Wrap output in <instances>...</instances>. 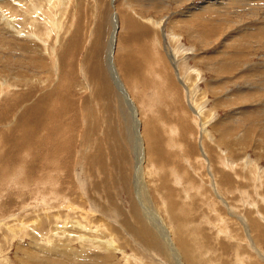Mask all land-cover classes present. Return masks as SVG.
Here are the masks:
<instances>
[{"label":"rangeland","instance_id":"1","mask_svg":"<svg viewBox=\"0 0 264 264\" xmlns=\"http://www.w3.org/2000/svg\"><path fill=\"white\" fill-rule=\"evenodd\" d=\"M112 1L113 0H70V2L68 1L64 3V6H62L61 12H59L58 16V21L60 22L61 28H57V30H55L57 32L56 33L54 30L43 27L44 22L48 18L47 11H41L40 14H33L35 16H31L30 12H32V10L23 9L26 14H23V12H21L22 10H20L18 12H15L17 14L14 15L12 13L13 7L10 6L8 0H0L2 8L0 10V41L3 40V37L7 36L6 42L8 43L6 46L4 45V47L0 45V77L5 80V86L8 87V89L6 88V90H13L7 95H9V97H13V95L15 94L18 95V92V96H20L21 98L24 93L26 94V92H28L27 90H29V87L32 90L37 89L35 86H37V84L39 85L42 79L44 81L40 84V89H42L41 91L46 90L45 92H43V94L53 90V85L57 80V75L59 74L62 79L63 74H60V69L59 71L55 70L53 57L50 53L52 47L56 49V55L58 59L61 61L62 59L66 61L65 67H70V69L67 70L64 75L68 76L69 74H74V76L77 77L78 80L77 85H75L72 89L62 92L63 96H68L65 98H69V100L62 99L64 100L63 103L58 104L56 108V113H59L61 110L65 111L66 115H70V113H72L71 117L75 116L73 120L69 121L70 116L67 118H63L62 120H60L58 117H55L54 121L48 120L50 122L53 121L52 125L49 124L50 122H48L45 123V125L38 131L32 130L34 136L29 139L25 137L27 128L23 127V130L21 129V123L25 122L23 120L24 116L22 114L26 108L30 107L33 104V102H29L27 104L24 103L25 106L19 111L18 114L16 113L15 115V112L14 114L11 112V118H9L8 121H10V119L14 121L11 124L12 126L10 125L9 127H7L8 125L2 124L0 122L1 165L4 162V159H8L10 157L9 159L11 160L12 158H14L15 152H20L19 154L23 156H21V160L26 159V156H28L29 158L24 160L25 162L23 161V167L26 163V170L24 168L25 171L23 172L26 173H22L21 175L26 178V181H29L27 182L28 186L26 185V181H24L21 176L20 178H15L14 182H10V180L12 179L9 175L5 176L4 179H0V215L2 216L3 214L14 209L20 210L22 207H24V204L34 205L36 204L35 200L38 201L40 197H43L48 204V206H43V208L53 209V212H55L58 209L57 207L64 208V205L62 204L67 205L66 200L60 202L57 199H53V196L51 195L55 193L64 195V198H68L67 201H70L69 203H71L72 200L75 205H83L82 201L78 199V196H80L81 198V193L83 190L77 191L79 183L76 182L78 180H75L76 178L74 177L75 175H81L84 177L87 183L91 184V187H88L89 184L84 185V191L86 190L89 195H96V186H99L100 192L103 193V200L106 202L107 199L110 206H113L114 199V201L117 203L116 207L120 206V209L122 208L126 212L128 217L131 219V222L136 227L140 224L138 222V219H140V213L142 214L145 211L142 208V205H140L139 203V196L141 195L140 190L142 191L141 196L144 199L147 198L146 201L148 203L146 204L148 206H151V210L153 213L149 215L147 225L151 230L157 233V238L161 241V243L158 242L157 245L161 254L163 255V262L160 264L178 263L175 260V256L171 255L172 253L168 254V250L165 248L166 241L163 240L164 236L159 233V231H163L164 234V229L170 230V233H172V237H169V241L172 240L175 236V238L180 239L181 243L188 244V247L191 249L193 254L199 259L200 264H253L255 260L256 262L259 261V264H261L262 262L261 260H259V258H257L258 256L257 254H255V251L251 249L249 245H247L246 241H248L249 237L247 236V229L245 228V225L242 223V221H240L239 218L236 219L231 216L232 214L229 213V206L235 207V209L239 213L243 214H245V208H251L250 210H253V206H250L249 203H245L243 201L246 197L245 200H249L253 203L257 202L261 208L260 212L264 214V202L262 201L264 199L262 198V194L264 193V26H261V23L262 25H264V12H262L264 11V3L256 6L257 8H255V10L231 7L234 6V4L228 5L227 9L229 8V10L227 13H225L226 16L223 18L225 20L222 19L221 21H216V18L214 16L216 14H212V12L215 11L210 10V12L208 13L209 10H202V6L206 5V0H118L117 5L119 11H121L124 16L127 14L128 17L130 16L129 18H135L142 24H145L146 26L148 25V28L149 24H147V22L150 20L155 22L163 21L165 35H168L171 32L175 34L177 33L181 38L179 41L181 42V45H183L185 48H190V50L184 52L187 54V57L185 56L183 58L184 60H186L184 64L185 67L189 66L191 67L190 69H198L197 71L193 72L190 70V72L188 73L190 74V80L188 81L184 79V81H187V83L185 82V84L188 85L189 88L185 87L184 81H181L178 78L179 76H177L178 72L176 69H178V63H176L174 59H171L167 53L168 51L164 49L165 46H169L171 44L173 45L174 42H172L173 40L171 39H169V42L168 37L167 39L161 38L162 40H160L159 42L158 38H160L161 36L163 37V32L161 29H158L154 23L151 24V27L153 28H149V32L151 31V33H145L144 39L136 40L127 38L125 34L126 31L121 32L122 35L120 33L119 44L121 47H123V49L122 51L120 50L117 54L118 62L123 56H125L124 47H126L129 51V55L132 61L137 58L141 62H144L142 63L144 67L146 63L143 55V48H145L148 50L149 54H153V58H157L160 60L162 65L166 67V70L168 67V72L166 74L167 78L164 85L157 77V75L160 73V69L158 68L159 64L153 67V73H148L149 76H153V81L147 83L150 85H145L144 83H135L137 85L136 86L135 84H133L132 79L129 78L130 75L126 70V79L128 80L127 84L122 70H120V72L118 71L119 76L121 75L123 77L120 80L123 85H125V90L129 94L131 93L132 95H134V99L136 100L135 102H137L138 105L142 104L139 106L141 119H143L145 113L147 114V116H150L153 113V119H155L153 121V125L155 126V124L162 119L165 113L164 116L166 118L168 117V121L165 120L167 122V128L165 127L166 132L169 131L170 126L171 128L175 127L176 131L174 132V134L178 135H174V137H181L178 145L179 148L176 149L180 151L175 152L173 155L167 154V159L159 158V156L156 155L154 159L152 157L147 159L145 164L143 162V165L139 163L141 164L140 166H142L141 171L138 170V160H140V155L138 154V149H136L138 145L137 141L134 139V143L132 144L131 140H129L132 139V134L129 138V132L131 133L132 131L134 116L127 108V106L125 104H122L119 107L120 103L117 104L118 99L116 98V95H112V97L107 96L108 101L103 98L104 96H97L99 99L94 104L92 102H87L85 104L82 101L84 97H86V93L88 94V92L90 93V91L88 90V88L87 92L85 90L82 91V89H80L81 85L79 81L84 82V79L86 78L89 82L93 83L92 81L95 80V78L93 74L90 73L89 68L95 74H100L101 70L99 66L103 69L104 64L106 65V51L109 42L108 38H110V34L113 30V21H111V15L113 12ZM44 6L45 8H48L47 3L44 4ZM193 7H197L195 11L198 12L191 13L189 9ZM48 9L57 11V8H54L53 6H50ZM189 14L192 16H190ZM239 14H242L243 16ZM57 15L58 14H56V17ZM17 16H19L20 18ZM41 17H43V19ZM32 18H34L36 21L31 20ZM37 20L40 22H38ZM212 20H215L216 22ZM34 21L36 23H34ZM11 25L15 26L16 29L14 31L11 30L8 32L5 29H2L5 27H10ZM218 25L220 28L218 27ZM214 26L215 28L213 29ZM240 26L242 27V29H240ZM17 29L22 31L20 32ZM258 30L260 32H258ZM1 31H3V34H1ZM252 32H254V34ZM21 33H23V35H19ZM27 33H31V35H34L31 37L35 39L36 43L34 41H31L29 37H25V34L28 35ZM49 34L52 36H50ZM248 35H250V37ZM155 39L157 40L156 43H154ZM97 41L101 42L100 48L97 44ZM95 46L96 50L94 48ZM8 47L11 49H9ZM15 48L16 50L14 51ZM191 48H193L196 54H194V51H192ZM169 49L171 53L174 51V49L170 48V46ZM24 50L28 51L25 52ZM92 50L94 53L91 55L87 62V56L90 55ZM218 50L219 52H217ZM11 52L14 53L15 57L11 55ZM27 54L33 60V62H30ZM196 55H198V57H196ZM101 57H104L105 60L103 58L101 61ZM99 60L100 64L98 62ZM182 62L184 61H181V63ZM171 63H173V65H171ZM227 63L229 67L228 65H226ZM224 64L226 65V67ZM214 65L217 68H220L218 71L220 73L217 74V72H215ZM37 66H39V68H37ZM174 66L176 69L174 68ZM121 69L124 70V68L122 67ZM199 76H201V80L197 78ZM72 77L73 76H71V78ZM216 78H218V80H216ZM222 78L225 82H223ZM26 79H29V82H27L28 84L25 83ZM110 79L115 90L119 92V89L113 82L111 76ZM1 80L2 79H0V81ZM52 80L53 83H51ZM214 81H217V84H213ZM218 81H220V83ZM196 84L197 87L195 88ZM65 86L66 84L63 87ZM2 87L3 86L0 85V90ZM72 90L75 91V96L72 99L75 100V105L79 108V110L77 111L76 107H73L70 103L71 97H69V95ZM153 90L156 91V96ZM79 92H82V94H80ZM150 94H154L153 97H151ZM189 95L193 98V104L195 106H200L203 108L201 117L197 116V114L190 106L189 102L191 100L189 98ZM16 97L17 96H15V98ZM114 97L116 98V100H114ZM10 100L8 99V101H5L6 104L2 103V105L0 104V106L4 108L11 102L13 103V101L10 102ZM112 100L116 101L113 105ZM110 101L111 104L108 103ZM106 103L109 104L110 107ZM20 105L21 103H18L13 108ZM2 107H0V112L3 110ZM93 113L97 114V117ZM96 119L101 121V126L99 128H96L95 126ZM102 119H105L104 123ZM202 120L206 122V129L208 130V133L202 134L201 128L199 127ZM55 121L57 125L55 124ZM217 122L221 124L217 126L215 124ZM46 124L49 125L46 126ZM91 124L94 125L95 129L92 128L87 130V127L91 126ZM14 126L15 129H13ZM181 127L183 128V132L181 131ZM45 128L46 130H44ZM41 130L43 133L41 132ZM50 130L53 134L49 132ZM56 130L59 131V134ZM98 130L99 132L95 134V132ZM118 130H120L119 133H117ZM47 131L48 134H46ZM113 131H115V133ZM179 131L181 132L179 133ZM12 133L14 135L11 136ZM49 133H51L52 135ZM55 134L57 135V137L55 136ZM70 134L73 139L70 150V158L72 157V154H74V161L73 163L71 162V164L68 165L70 170L67 173L72 174L73 178H70L69 182H71V184H67V176H65L66 173L63 171L65 175H62L60 172V158L56 157V149H58L59 143L55 144V142L60 140L61 142L65 143L67 138H71V136L68 137V135ZM188 134L191 136H188ZM49 135H51L52 137H49ZM109 135L113 136V138ZM144 135L149 140L148 136H150V134L147 131H145ZM167 135L170 134L168 133ZM7 136H9V138H7ZM21 136L23 140L20 139ZM40 136L45 137L41 138ZM53 136L55 137V139ZM207 137L212 138V140H209ZM24 138L26 140H24ZM187 138H191L190 142H186ZM31 140L32 142L34 141L35 145H37L35 148V145L30 142ZM43 140L45 142H42ZM112 140L120 141L119 148L117 147L116 149L117 156L122 160L119 161L120 163L115 162L114 157H107L104 159L105 161L101 160L100 158H98V160L93 159L92 161H90L85 157V152L84 155L81 152V147L84 148L85 151H87L86 154L88 155L93 151V148L95 149L98 146H101V148H103L106 145L105 151H107L108 154V152H110L109 146L113 144ZM122 140H124V142ZM18 142L19 144L17 145ZM202 142L207 153L208 161L203 158V152L201 149ZM186 143H188L189 145H187ZM15 146L17 148H15ZM29 146L32 147L30 148ZM66 146L67 145L61 146L60 149L65 150V154L67 155ZM166 147L169 149L172 148L168 143ZM9 149L10 151H8ZM111 149H113V147ZM3 151L7 152L3 153ZM30 151H32V154L30 153ZM41 152H44L45 155L42 156V154L44 153ZM9 153L12 155H10ZM29 155L32 156V158ZM152 155L153 154H150V156ZM1 156L5 157L2 158ZM40 156L42 157L40 158ZM218 156L220 158H227L228 161L232 162V164L236 166V170L224 168V165H219L217 163ZM38 157L39 160L37 159ZM16 158H14V161L15 163H18V159L20 157L16 156ZM34 159H37L38 161ZM50 161L51 163H49ZM246 161L249 162L248 165ZM82 163L84 164V166ZM30 164L32 166L34 165V168L40 169L37 170L33 177L29 178L27 171L29 168H31ZM42 165H44V167ZM90 165V169L93 171V173L89 171ZM81 166H83L82 169ZM189 166H194L195 169L189 168ZM208 167H210L212 170L208 171ZM221 168L226 170L224 174H222ZM51 169L53 170V172L51 171ZM15 170L16 168L11 171L10 174H12ZM194 171H197V173L195 172L194 174ZM226 172H228L229 176H231L229 179L224 177V175L226 176ZM48 173H50V175H48ZM260 175H262V177H260ZM50 176H52V180H50ZM35 177H37V179L39 180H37ZM32 178L35 180L30 182L31 180H33ZM213 179H215V181L218 180L219 187L218 185L215 186ZM16 182L17 184H19L17 185ZM50 182L52 183V185L50 184ZM54 182L56 184H54ZM103 182H106L107 185ZM258 182H261L260 184L263 189L258 187ZM143 184H145V186H143ZM38 185L41 189L38 187ZM73 185L75 186V189L72 187ZM42 186H48L47 190H42ZM13 187L15 188L13 189ZM144 187H146V194L142 189ZM34 189H36V192L34 191ZM148 189L150 192L147 191ZM217 190L219 191V194L216 192ZM38 192H41V194H39ZM79 192L81 193L79 194ZM212 201H216V203L218 204L212 206ZM97 202L99 206L102 205L99 203V199ZM35 206L40 207L39 204H36ZM81 207L90 209V205L88 202L85 206ZM135 208H137L139 211L135 210ZM34 210L35 209L29 210L33 212H31L30 215H25L27 218L23 216L21 223L22 227H15L17 234L14 233L15 230L12 232L5 230V228H0V264H34L36 261L45 264L47 260L51 259L52 261L56 262V264H59L60 262L58 261L63 259L60 256L51 255L50 252H48V254L45 252H41L40 255L36 252V250L38 249H43L41 248V245L48 244L46 241H44V237H46V234L44 235V233H51V231L49 230L51 229L53 223L50 224L49 222H45L44 225L40 226L43 227V229L41 230L38 227L39 225H37L39 222L37 217L40 214H43L42 211L44 210H40L41 212L37 210L39 213L37 211L34 212ZM90 211L91 214L93 213V220H106L105 217L98 214V212H95V210L90 209ZM202 215L204 218L202 217ZM222 217H224L227 221L226 224L228 223V228H226V226L222 224L225 223V220ZM1 219L2 218L0 217V220ZM43 220H45V217L43 218ZM108 220L107 222L109 224L108 227H110L109 229L115 226L117 228L119 227L116 222ZM59 221V224L62 225L54 223L55 225H57H53L54 228L64 226L63 224H65V221ZM216 221L218 223H216ZM25 222L28 224H26ZM196 223H198L199 225H196ZM93 225L98 224L94 223ZM147 225L145 226L147 227ZM154 225L159 228L156 229ZM36 229L39 231L41 230L44 233L40 235L39 232L36 231ZM221 229H223L224 233L219 237L221 238L220 242L216 239V237L217 230L221 231ZM32 230L35 232H33ZM230 231H232L233 233H230ZM113 232L116 233L115 231ZM33 233H35L36 235H34ZM121 233H119L118 236L115 237L118 238L120 242L128 246L127 253L137 259L136 264H152L154 262L152 260V257L146 256L145 252L142 251L140 247H137L139 248L138 250H136V248H133L132 244L126 239V237H128L129 239V236L127 234ZM228 233L231 234L234 239L229 238ZM254 233L256 232L254 231ZM109 235L110 233L108 231L105 234V240L108 239ZM20 236L22 237L20 238ZM58 236L60 237V235ZM58 236L54 237L53 241L49 242V244L45 247L49 249L51 245L64 241V235H62V239H59ZM165 238H167L166 235ZM242 238L243 241L240 240ZM261 238L264 239V236L261 235ZM232 239L233 242L231 241ZM235 240L240 241L236 242V244L241 243V245L243 246H240L239 244L234 245ZM229 241L231 242V244H229ZM72 243V245L77 247L78 249L83 248L78 241H74ZM230 245L238 246L239 248ZM32 253H35L39 256L38 260L33 259L34 256ZM237 253L239 254V257L236 256ZM119 254L120 253H118V255ZM152 254L156 259L158 258V254H155V252H153ZM178 258L180 259V263L178 264H186L187 260H184V257ZM80 259L88 260L85 257ZM66 260L69 261V259L67 258ZM70 261H73V263L75 262L74 264H77V261L75 259H71ZM121 262L125 263L123 257L121 258Z\"/></svg>","mask_w":264,"mask_h":264},{"label":"bare ground","instance_id":"2","mask_svg":"<svg viewBox=\"0 0 264 264\" xmlns=\"http://www.w3.org/2000/svg\"><path fill=\"white\" fill-rule=\"evenodd\" d=\"M70 2V0H8L10 6L13 7V11L12 13L14 15H16L17 13L15 12H18L20 10H22L21 12H23V14L26 12L24 10H32V12H29L31 13V16L33 14H40L41 11H47L48 12V20L46 19V23L44 22L43 24V27H47V29H50V30H57V28H61L60 26V22L58 21V16H59V12H61V8L62 6H64V3L66 2ZM155 1V0H154ZM23 2V3H22ZM73 2V1H72ZM117 2L118 0H113L112 1V8H113V12H112V15H111V21H113V30L110 34V38H108L109 42H108V46H107V51H106V65L104 64V67L103 69L99 66L100 70H101V73L100 74H95L90 68H89V71L90 73L93 74L95 80H93L91 82H89L86 78L84 79V82L83 81H79L80 83V89L85 90L87 92V88L88 90L90 91V93L88 92V94L86 93V97H84V99L82 100L83 103H96V101L99 99L98 97H103L105 100L108 99V97H112V95H116V98L118 99L117 100V104H119V107L120 105L122 104H125L127 106V108L130 110V112L132 113V115L134 116V123H133V126H132V131L131 133L129 132V138L131 137V134H132V139H129L131 140V143L133 144L134 143V139L137 141V148L138 149V154L140 155V160H138V164L141 163L143 165V162L145 164V162L147 161V159L149 158H155L156 155L159 156V158H164V159H167V154H171L173 155L175 152H178L180 150H176L179 145V141H180V138L176 137L177 135L174 134V132L176 131L175 130V127L174 128H171V126L169 127V131L166 132V129L165 127L167 128V122L165 120H167V118L163 115L162 119L160 121H158L155 126L153 125V121L155 119H153V113L150 115V116H147V114L145 113L143 119H141V116H140V111H139V106L142 105H138L137 102H135L136 100L134 99V95H132L131 93L129 94L126 90H125V85H123V83L121 82V78H123L121 75L119 76V72L120 70H122V73L125 77V80H126V83H127V72L126 70L128 71V74L130 75L129 78L132 79V82L133 84L135 83H144L145 85H150V84H147L149 82H152L153 81V76H149L148 73L152 72L153 73V67H155V65L158 66V68L160 69V73L157 75V77L159 78L160 82L164 85L165 81H166V78H167V70H168V67H167V70H166V67L162 65V63L160 62L159 59L157 58H153V54H149L148 50L143 48V55H144V60H145V63H146V67L142 65V63L144 62H141L139 59H135L132 61V59L130 58V55H129V51L126 47H124V50H125V56H123L119 62L117 61V54L119 53V51L123 49V47L120 46L119 44V35L121 32L123 31H126V36L127 38H131V39H136V40H140V39H144L145 38V33H148L149 32V28L151 27V24H155L157 26L158 29H161L162 32H163V37L161 36L160 38H158L159 42L160 40L162 39H167L168 37V40L171 39L173 40L172 42H174V44L172 45H169L170 48L174 49V51L171 53L170 52V49H169V46H165L164 49L166 51H168V55L171 59H174V61H176V63H178V66L176 69L175 66L174 68L177 70L178 72V75L179 76L178 78L181 80V81H184V79L186 80H190L189 76L190 74H188L190 72V70L193 72V71H197L198 69H190L191 67L187 66L185 67V62L186 60H184L183 58L186 56L187 57V54L184 53V52H187V50H190V48H185L183 45H181V42L180 41V36L176 33H169L168 35H165L164 33V28H163V21H148L147 24H149V28H148V25L146 26L145 24H142L141 22L137 21L135 18H129L128 15L126 14L124 16V14L121 13V11H119V8H118V5H117ZM48 5V8L50 6H53L54 8H57V11L53 10V9H48V8H45L44 4ZM239 3V4H238ZM264 3V0H206V5L202 6V10L203 9H207L209 10L208 13L211 11H215V12H212L215 13L216 15L215 18H216V21H221L228 12L229 8L227 9V6L228 5H231V4H234V6H231V7H237V8H247V9H252V10H255V8H257L256 6L260 5V4H263ZM70 4V3H69ZM75 4V3H74ZM73 5V4H72ZM193 6V5H192ZM68 7V6H67ZM65 7V8H67ZM230 7V6H229ZM64 8V9H65ZM197 7H193V8H190L189 10L191 11V13H194V12H198V11H195ZM1 4H0V10H1ZM24 9V10H23ZM60 9V10H59ZM231 9V8H230ZM201 10V9H200ZM232 10V9H231ZM230 10V11H231ZM264 10V9H263ZM63 11V10H62ZM67 12V11H66ZM261 12V11H260ZM264 12V11H262ZM29 13V14H30ZM238 13V12H237ZM245 13V12H244ZM20 14V13H19ZM44 14V13H43ZM42 14V15H43ZM56 14L57 17H56ZM200 14V13H199ZM251 14V13H250ZM190 15V14H189ZM195 15V14H194ZM193 15V17H194ZM239 15H242V14H239ZM12 16V15H11ZM21 16V15H20ZM35 16V15H33ZM44 16V15H43ZM192 16V15H190ZM243 16V15H242ZM19 17V16H17ZM37 17V16H36ZM45 17V16H44ZM47 17V15H46ZM165 17V16H164ZM229 17V16H228ZM241 17V16H240ZM2 18V17H1ZM12 18V17H11ZM10 18V19H11ZM20 18V17H19ZM24 18V17H23ZM21 18V19H23ZM43 19V17H41ZM200 18V17H199ZM242 18V17H241ZM261 18V17H260ZM4 19V18H3ZM2 19V20H3ZM7 19V18H6ZM9 19V20H10ZM15 19V18H14ZM13 19V20H14ZM18 19V18H17ZM152 19V18H151ZM191 19V18H190ZM256 19V18H255ZM254 19V21H255ZM258 19V18H257ZM26 20V18H25ZM31 20H35L34 18H32ZM155 20V19H153ZM225 20V19H223ZM36 21V20H35ZM34 21V23H36ZM38 21V20H37ZM212 21H215V20H212ZM215 21V22H216ZM234 21V20H233ZM242 21V20H240ZM251 21V20H250ZM253 21V22H254ZM264 21V20H263ZM262 21V22H263ZM14 22V21H12ZM33 22V21H32ZM40 22V21H38ZM37 22V23H38ZM77 22V21H75ZM196 22V21H195ZM236 22V21H235ZM245 22V21H244ZM257 22V21H256ZM33 23V24H34ZM62 23V21H61ZM103 23V22H102ZM249 23V22H248ZM17 24V23H16ZM217 24V23H215ZM214 24V25H215ZM219 24V23H218ZM224 24V23H223ZM227 24V23H226ZM240 24V23H239ZM246 24V23H245ZM38 25V24H37ZM222 25V24H221ZM242 25H243V22H242ZM241 25V26H242ZM254 25V24H253ZM252 25V26H253ZM240 26V27H241ZM261 26L263 27L264 25H262L261 23ZM260 26V27H261ZM18 27V26H16ZM20 27V25H19ZM194 27V26H193ZM219 27V25H218ZM239 27V28H240ZM153 28V27H151ZM195 28V27H194ZM215 28V26L213 27V29ZM220 28V27H219ZM245 28V27H243ZM258 28H259V25H258ZM2 29H5L6 31H11V30H15V26L14 25H11L10 27H5V28H2ZM21 29V28H20ZM42 29V28H41ZM71 29V28H70ZM104 29V28H103ZM238 29V28H237ZM242 29V27L240 28ZM261 29V28H260ZM264 29V27H263ZM19 30V29H17ZM151 30V29H150ZM262 30V29H261ZM20 32L22 30H19ZM160 31V30H159ZM235 31V30H234ZM232 31V32H234ZM244 31V30H243ZM56 32V31H55ZM61 32V31H60ZM101 32V31H100ZM99 32V33H100ZM196 32V31H195ZM212 32V31H211ZM210 32V33H211ZM214 32V31H213ZM239 32V31H238ZM255 32V31H254ZM254 32H252L254 34ZM258 32H260L258 30ZM264 32V31H263ZM262 32V33H263ZM5 33V31H4ZM16 33V32H15ZM18 33V32H17ZM33 33V32H31ZM28 34L26 35L25 34V37H29L31 39V41H34L35 42V39L32 38L31 36H34V35H31ZM57 33V32H56ZM102 33V32H101ZM151 33V31L149 32ZM197 33V32H196ZM209 33V34H210ZM257 33V32H256ZM255 33V34H256ZM1 34H3V31H1ZM59 34V33H58ZM251 34V33H250ZM19 35H23V33L19 34ZM50 35V34H49ZM122 35V33H121ZM161 35V34H160ZM173 35V36H172ZM237 35V34H236ZM239 35V34H238ZM261 35V34H260ZM52 36V35H50ZM104 36V35H103ZM250 37V35H248ZM252 36V35H251ZM6 38L7 36L3 37V40L0 41L2 45V47H4V45L6 46L8 43L6 42ZM162 38V39H161ZM100 39V38H98ZM254 39V38H253ZM102 40V39H101ZM204 40V39H203ZM258 40V39H257ZM79 41V40H78ZM96 41V40H95ZM131 41V40H130ZM156 39H155V42L156 43ZM164 41V40H163ZM251 41V40H250ZM256 41V40H254ZM253 41V42H254ZM263 41V40H261ZM90 42V41H89ZM170 42V40H169ZM168 42V43H169ZM178 42V44H177ZM228 42V41H227ZM258 42V41H257ZM264 42V41H263ZM36 43V42H35ZM44 43V42H43ZM153 43V44H154ZM163 43V42H162ZM207 43V42H206ZM225 43V42H223ZM244 43V42H243ZM46 44V43H45ZM49 44V43H48ZM97 44L99 46V48L101 47V42H98L97 41ZM258 44V43H256ZM263 44V43H261ZM164 45V44H163ZM229 45V43H228ZM227 45V46H228ZM235 45V44H234ZM254 45V44H253ZM260 45V44H259ZM35 46V45H34ZM161 46V45H160ZM262 46V45H261ZM156 47V45H155ZM193 47V46H192ZM259 47V46H258ZM263 47V46H262ZM9 48V47H8ZM27 48H31V47H27ZM95 50H96V46L94 47ZM98 48V49H99ZM228 48V47H227ZM11 49V48H9ZM26 49V48H25ZM51 55L53 57V61H54V67H55V70L56 71H59L60 69V74H63V78L61 79L60 75L58 74L57 75V80L55 81L54 85H53V90L48 92V93H44L46 90H43L41 91L42 89H40V84L43 83V79L42 81H40L39 85L37 84V86H35L37 89L35 90H32L29 86V90H27L28 92H26V94L24 93V95L21 96H18L19 93L17 92L18 95H13V97H9V94L11 91L13 90H6V88L8 89V87L5 86V80H3L2 77H0V79H2L0 81V85L3 86L0 90V104L2 105V103H5V101H8V99L11 101H13V103L9 102L10 104L9 105H6L3 110L0 112V122L2 124H5V125H8L7 127H9L14 121H12L9 118H11V112L14 114L15 112V115L16 113L18 114L19 111L25 106L24 103H29V102H33V104L26 108L23 112V116H24V121L25 122H22L21 123V129L23 130V127L24 128H27V133L25 134V137L27 138H31L34 136L33 134V131H38L39 129H41V127H43L45 125V123H48L50 121L48 120H53L55 119V117H58L60 120H62L63 118H67L70 116V120H73L74 117H71V114L70 115H66V112L65 111H60L59 113H56V108L58 106V104L60 103H63L64 100L62 99H65V100H69V98H65V97H68V96H63L62 92L63 91H67V90H70L72 89L75 85H77L78 83V80H77V77L74 76V74H69L68 76H65L64 73L70 69V67L66 68L65 67V64H66V61L62 59L59 60L57 55H56V49L54 47L51 48ZM89 49V48H88ZM163 49V48H162ZM192 51L193 48H191ZM16 50V48L14 49V51ZM46 50V49H45ZM157 50V48H156ZM196 50V49H195ZM264 50V49H263ZM11 51V50H9ZM25 51V50H24ZM28 51V50H26ZM25 51V52H26ZM224 51V50H223ZM17 52V51H16ZM219 52V50L217 51ZM19 53V52H18ZM93 50L92 52L90 53V55L87 56V59L86 61L88 62L89 58L91 57V55L93 54ZM224 53V52H223ZM194 54H196V52L194 51ZM11 55L13 57H15L14 53L11 52ZM121 55V54H120ZM167 55V56H168ZM181 55V56H180ZM224 55V54H223ZM25 56V55H24ZM23 56V58H24ZM28 56V59L30 60V62H33V60L29 57V55L27 54ZM63 56V55H62ZM68 56V55H67ZM179 56V57H178ZM120 57V56H119ZM196 57H198V55H196ZM201 57V56H200ZM104 57H101V61ZM169 58V59H170ZM170 59V60H171ZM208 59V58H207ZM222 59V58H221ZM105 60V58H104ZM142 60V58H141ZM173 61V62H174ZM181 61H184L181 63ZM99 64H100V60L98 61ZM221 62V61H220ZM84 63H85V60H84ZM175 63V64H176ZM181 63V65H180ZM214 64V63H213ZM219 64V63H217ZM36 65V64H35ZM170 65V64H169ZM171 65H173V63H171ZM225 65V64H224ZM228 65V63L226 64ZM225 65V67H226ZM215 66V65H214ZM213 66V67H214ZM221 66V64H220ZM223 66V65H222ZM239 66V65H238ZM124 68L123 69H121ZM180 67V68H179ZM224 67V66H223ZM229 67V65H228ZM37 68H39V66H37ZM96 68V67H95ZM210 68V67H209ZM174 69V71H175ZM219 67L217 68L215 66V72L220 73L218 72L219 71ZM226 69V68H225ZM233 69V68H232ZM213 70V69H212ZM119 71V72H118ZM110 72V73H109ZM242 72V71H241ZM110 74V75H109ZM228 75V74H227ZM71 76H73L71 78ZM110 76L111 78L113 79V82L117 85V88L119 89V93L117 90H115V88L113 87L112 85V82H111V79H110ZM237 76V75H236ZM156 77V78H157ZM221 77V76H219ZM199 80H201V76L197 77ZM5 79V78H4ZM220 79V78H219ZM92 80V78H91ZM124 80V81H125ZM162 80V81H161ZM216 80H218V78H216ZM223 80V78H222ZM230 80V79H229ZM232 80V79H231ZM7 81V80H6ZM29 82V79H26L25 80V83ZM178 82V81H177ZM185 82L187 83V81H184V85L185 87H188V85L185 84ZM217 81H214L213 84H217L216 83ZM220 83V81H218ZM222 82V81H221ZM223 82H225L223 80ZM222 82V83H223ZM231 82V81H230ZM53 83V80L52 82ZM57 83V84H56ZM218 83V84H219ZM8 84V83H7ZM28 84V83H27ZM66 84L65 87H63L64 85ZM128 84V83H127ZM183 84V83H182ZM212 84V83H211ZM15 85V84H14ZM130 85V84H129ZM136 85V84H135ZM174 85V84H173ZM13 86V85H12ZM17 86V85H16ZM137 86V85H136ZM141 86V85H140ZM176 86V85H175ZM199 86V84H198ZM213 86V85H212ZM219 86V85H218ZM15 87V86H14ZM51 87V86H50ZM127 87V86H126ZM177 87V86H176ZM194 87V86H193ZM192 87V88H193ZM197 87V84L195 85V88ZM86 88V89H84ZM144 88V87H143ZM10 89V88H9ZM140 89V88H139ZM239 89V88H238ZM246 89V88H245ZM254 89V88H253ZM141 90V89H140ZM166 90V89H165ZM192 90V89H191ZM190 90V91H191ZM230 90V89H229ZM241 90V89H240ZM256 90V89H255ZM41 91V92H40ZM193 91V90H192ZM239 91V90H238ZM246 91V90H245ZM20 92V91H19ZM153 92L155 93L156 91L153 90ZM164 92V91H163ZM228 92V91H227ZM257 92V91H256ZM80 94H82V92H79ZM193 93V92H192ZM14 94V93H12ZM147 94V93H146ZM145 94V95H146ZM21 95V94H20ZM95 97H93V96ZM151 97H153L154 94H150ZM149 95V96H150ZM157 94L155 93V96ZM168 95V94H166ZM171 95V94H170ZM173 95V94H172ZM15 96H17L15 98ZM75 96V91L72 90L69 97L70 98V103L73 107H76V102L75 100H73L72 98H74ZM98 96V97H97ZM108 96V97H107ZM192 96V95H191ZM245 96V95H244ZM243 97V96H242ZM115 98V97H114ZM116 98L114 100H116ZM159 98V97H158ZM173 98V97H172ZM189 98H190V106L192 107L193 111L197 114V116L201 117V113L203 111V108L200 107V106H195L193 104V98L190 97L189 95ZM227 98V97H226ZM152 99V98H151ZM156 99V98H155ZM241 99H244V98H241ZM18 100V101H17ZM110 100V99H109ZM181 100V99H180ZM108 101V100H107ZM155 101V100H153ZM161 101V100H160ZM159 101V103H160ZM223 101V100H222ZM228 101V100H227ZM231 101V100H230ZM242 101V100H241ZM114 102L116 101H113L112 100V105L114 104ZM18 103H21L20 106L18 107H15L13 108L16 104ZM98 103V102H97ZM111 104V101L108 102ZM234 103V102H233ZM15 104V105H14ZM107 104V103H106ZM84 105V104H83ZM96 105V104H95ZM109 107L110 105L107 104ZM97 106V105H96ZM97 108V107H96ZM101 108V107H100ZM114 108V107H113ZM118 108V107H117ZM153 108V107H152ZM94 109H95V106H94ZM1 110V109H0ZM79 110L78 107H76V111ZM111 110V109H110ZM103 112V111H102ZM142 112V110H141ZM95 114V113H93ZM167 115V114H166ZM64 116V117H62ZM95 116L97 117V114H95ZM102 116V115H100ZM143 116V115H142ZM226 116V115H225ZM57 120V118H56ZM103 120V123L105 121V119H102ZM51 121L49 124L52 125V122ZM96 122V128H99L101 126L99 120H95ZM168 121V120H167ZM179 121V120H178ZM209 122V121H208ZM71 123V122H70ZM76 123V122H74ZM73 123V124H74ZM79 123V122H78ZM102 123V124H103ZM123 123V122H122ZM1 124V125H2ZM49 124H46V126H48ZM55 124H56V121H55ZM217 126L220 125L221 123L217 122L215 123ZM4 125V126H5ZM14 125V124H13ZM57 125V124H56ZM84 125V124H83ZM105 125V124H104ZM199 125V124H197ZM12 126V125H11ZM6 127V126H5ZM17 127V126H16ZM58 127V126H57ZM153 127H154V132H153ZM177 127V126H176ZM201 128V131H202V134L204 133H208V130L206 129V122H204L203 120L201 121L200 123V126ZM4 128V127H3ZM18 128V127H17ZM51 128V127H50ZM60 128V127H59ZM86 128V127H85ZM94 128V125L91 124V126H88L87 127V130L88 129H92ZM178 128V127H177ZM9 129V128H8ZM13 129H15V126L13 127ZM78 129V128H77ZM95 129V128H94ZM112 129V128H110ZM10 130V129H9ZM20 130V131H22ZM46 130V128L44 129ZM74 130V129H73ZM16 131V130H15ZM19 131V132H20ZM55 131V130H53ZM57 131V130H56ZM145 131H147L150 136L149 137V140L148 138L145 137ZM181 131L183 132V128L181 127ZM179 131V133L181 132ZM220 131V130H219ZM42 132V130H41ZM51 132V130L49 131ZM58 134H59V131H57ZM98 131L95 132V134H97ZM107 132V131H106ZM110 132V131H109ZM115 133V131H113ZM120 130L117 131V133H119ZM43 133V132H42ZM52 133V132H51ZM49 133V134H51ZM69 133V132H68ZM67 133V134H68ZM75 133V132H74ZM101 133V132H100ZM170 134V135H167V134ZM16 134V133H15ZM21 134V133H20ZM48 134V131L47 133ZM53 134V133H52ZM51 134V135H52ZM57 134V133H56ZM55 134V136L57 137V135ZM62 134V132H61ZM66 134V133H65ZM72 134V133H71ZM68 135L69 136H71ZM92 134H93V131H92ZM14 135L13 133L11 134V136ZM23 135V134H22ZM51 135H49V137H52ZM174 135H176L174 137ZM1 136V135H0ZM110 136V135H109ZM135 136V138H134ZM188 136H191L188 134ZM6 137V136H5ZM41 137V136H40ZM39 137V138H40ZM45 137V136H43ZM41 137V138H43ZM47 137V136H46ZM54 137V136H53ZM65 137V136H64ZM113 138V136H110ZM109 137V138H110ZM212 137V136H211ZM7 138H9V136H7ZM38 138V139H39ZM121 138V137H120ZM209 140L212 138L210 137H207ZM3 139V138H1ZM14 139V137H13ZM19 139V138H17ZM21 140L22 139V136L20 138ZM45 139V138H44ZM48 139V138H47ZM53 139V138H52ZM55 139V137H54ZM122 139V138H121ZM190 139L191 138H187L186 142H190ZM12 140V139H11ZM24 140H26L24 138ZM33 140V139H32ZM32 140L30 141L32 144L35 145L34 141L32 142ZM35 140V139H34ZM42 140V139H41ZM57 140V139H56ZM65 140V139H64ZM72 136L71 138H67L66 142H61L60 140L56 141L55 144H58L59 143V147L57 150V155L56 157H59L60 158V172L62 175H65L63 173V171L66 173L65 176H67V180H66V183L67 184H71L70 181V178L72 179L73 176L72 174L70 173H67L70 169H69V166L71 164V162L73 163L74 161V154H72V157L70 158V150H71V145L73 143L72 141ZM177 140V141H176ZM7 141V139H6ZM47 141V140H46ZM54 141V140H52ZM124 142V140H122ZM3 142V141H2ZM21 142V141H20ZM29 142V141H28ZM42 142H45L44 140ZM49 142V141H48ZM38 143H39V140H38ZM41 143V142H40ZM112 145L109 146V150L110 152H108L107 154V151H105V146L103 148H101V146H98L96 147L95 149L93 148V151L90 153V154H86L87 151L84 150V148L81 147V152L83 153L84 155V152H85V157L88 158L90 161H92L93 159H97L100 158L101 160L105 161L104 159L107 158V157H114L115 159V162L117 163H120L119 161H122L118 156H117V147L119 148V143L120 141H113L112 140ZM167 143L169 144L170 147L172 148H167ZM7 144V143H6ZM5 144V145H6ZM19 144V142L17 143V145ZM37 144V143H36ZM48 144V143H46ZM52 144V143H51ZM93 144V143H92ZM101 144V143H100ZM166 144V145H165ZM187 145H189L188 143H186ZM16 145V146H17ZM29 145V144H28ZM31 145V144H30ZM38 145H41V144H38ZM44 145V144H43ZM54 145V144H53ZM64 145H67L66 146V151H67V155L65 154V150L63 149H60L61 146H64ZM8 146V145H7ZM6 146V148H7ZM15 146V148H17ZM37 145L34 146V148L36 147ZM48 146V145H47ZM52 146V145H51ZM24 147V146H23ZM30 147V146H29ZM32 147V146H31ZM30 147V148H31ZM84 147V146H83ZM113 147V149H111ZM10 148V146H9ZM48 148V147H47ZM55 148V147H54ZM19 149V148H18ZM33 149V148H32ZM41 149V147H40ZM39 149V150H40ZM43 149V148H42ZM201 149H202V152H203V158L206 159L208 161V157H207V153L205 151V148L203 146V142L201 143ZM24 150V149H23ZM26 150V149H25ZM37 150V149H36ZM53 150V149H52ZM140 150V151H139ZM10 151V149L8 150ZM55 151V150H54ZM53 151V152H54ZM5 151H3L4 153ZM7 152V151H6ZM5 152V153H6ZM32 151H30L31 153ZM39 152V151H38ZM20 152L14 154V158H16V156L20 157L18 159V163H15L14 161V158H12L11 160L8 158V159H4V162L2 163L1 165V162H0V179H4L5 176H10L12 180H10V182H14V179L15 178H20V176L22 175V173H26V172H23L26 170V166L24 164V167H23V163L25 162L24 160H26L28 158V156H26L27 158L26 159H23L21 160V158L23 157L22 155L19 154ZM26 153V152H25ZM34 153H35V150H34ZM41 153H44V152H41ZM50 153V152H48ZM10 154V153H9ZM27 154V153H26ZM32 154V153H31ZM54 154V153H53ZM81 154V153H80ZM150 154H153L152 156H150ZM12 155V154H10ZM35 155V154H34ZM33 155V156H34ZM39 155V154H38ZM37 155V156H38ZM41 155V154H40ZM44 154H42V156H44ZM6 156V155H5ZM3 156V157H5ZM22 156V157H21ZM30 156V155H29ZM36 156V155H35ZM34 156V157H35ZM40 156V158L42 157ZM2 157V156H1ZM2 157V158H3ZM32 158V156H30ZM49 157V156H48ZM138 157V156H137ZM17 159V158H16ZM29 159V158H28ZM39 160V157L37 158ZM37 159H34L36 161H38ZM44 159V158H42ZM41 159V160H42ZM49 159V158H48ZM40 160V161H41ZM85 160V159H84ZM24 161V162H23ZM220 162V163H219ZM28 163V162H27ZM30 163H31V160H30ZM34 163V162H33ZM32 163V164H33ZM51 163V161L49 162ZM53 163V162H52ZM57 163V162H56ZM65 163H66V167H65ZM84 163V162H83ZM82 163V164H83ZM217 163L219 165H224V168H230V169H235L236 166L232 164V162L228 161L227 158H220L218 156V161ZM247 165L249 164L248 161H246ZM20 164V165H18ZM40 164V163H38ZM80 164V163H79ZM141 164H139V168L138 170H141L142 166H140ZM211 164V162H210ZM51 165V164H50ZM49 165V166H50ZM59 165V164H58ZM31 168L28 169V177H33L35 175V173L37 172V170L39 169H36L34 168L31 164H30ZM44 167V165H42ZM48 166V165H47ZM84 166V164H83ZM81 166V169L82 167ZM105 166V165H103ZM126 166V165H125ZM40 167V166H39ZM46 167V166H45ZM57 167V166H56ZM16 168V170L10 174L11 171H13L14 169ZM25 168V170H24ZM91 168V165L89 167V171L91 173H93V171L90 169ZM173 168V167H172ZM189 168H194V166H189ZM43 169V168H42ZM46 169V168H45ZM73 169V168H72ZM78 169V168H77ZM84 169V168H83ZM105 169V168H104ZM195 169V168H194ZM18 170V171H17ZM50 170V168H49ZM57 170V169H56ZM211 171L212 169L210 167H208V171ZM222 170V174H224V172L226 171L225 169L221 168ZM236 170V169H235ZM17 171V172H16ZM42 171V170H41ZM40 171V172H41ZM51 171L53 172V170L51 169ZM58 171V170H57ZM142 171V170H141ZM43 172V171H42ZM195 172L197 173V171H194V174ZM58 173V172H57ZM52 174V173H51ZM54 174V173H53ZM81 174V173H80ZM99 174V173H98ZM136 174V173H135ZM142 174V173H141ZM144 174V173H143ZM212 174V173H211ZM27 175V174H26ZM37 175V174H36ZM43 175V174H42ZM41 175V176H42ZM48 175H50V173H48ZM25 176V175H24ZM64 176V177H65ZM126 176V175H125ZM24 181H26V178H24L23 176H21ZM52 180V176H50ZM55 177V176H54ZM76 179L75 180H78L76 181L77 183H79L78 185V190L77 191H80V190H83L82 193L79 192V194L81 193V198L80 196H78V199L82 201V204L83 205H75V203L72 202L71 200V203H69L70 201H67L68 198H64V195H61L60 193H55V194H52L51 196H53V199H57L59 200L60 202L61 201H65L66 200V204H62L64 205L63 207L64 208H59L57 207L56 211L53 212V209H46V208H43V206H48V204L46 203V200H44L43 197H40L37 198L39 199L38 201L35 200L36 204H39L40 207L38 206H35L36 204L34 205H27V204H24V207H22L20 210L19 209H14L10 212H7L5 214H3L2 216L0 215V217L2 218L0 220V228H5V230L7 231H14L15 230V227L18 226V227H22L21 223H22V218L23 216L25 215H30L31 212L33 211H29L31 209H35V211H39L41 212L40 210H44L42 211L43 214H40L37 219L39 220L38 224L39 225L38 227L42 230L43 227H40L41 225H44L45 222H49L50 224L53 223V225L55 224H59V220L61 221H65V224H63L64 226H61V227H58V228H54L53 225L51 226V229L49 231H51V233H47V232H43V231H39L36 229L37 232H39V234L41 235L42 233H44V235L46 234V237H44V241H46L48 244L49 242L53 241V238L60 235L59 239H62V235L65 236V239L64 241H61V242H58L54 245H51V247L49 249H47L45 246L47 245H41V248L43 249H38L36 250V252L40 255V253H47L50 252L51 255L53 256H60L61 259L59 264H74L73 261H70L71 259H75L77 262V264H136V261L137 259H135L133 256H131L130 254L127 253V245L120 242V240L118 238H116L115 236H118L119 233L121 232H125V233H121V234H127L129 236V239L132 240L130 241L128 239V237H126V239L132 244V247L133 248H136V250H138L139 248L137 247H140V249L142 251L145 252L146 256H150L152 257V260L154 261L152 264H160L163 262L162 260V257L163 255L161 254L159 248H158V242L161 243L160 240H158L157 238V233H155V231L151 230L149 228V226L147 225V221L149 220V215L152 213V210H151V206H148L146 203H148L146 200L147 198H143L141 195H142V191L140 190L141 192V195L139 196V200H140V205H142V208L145 210L142 214L140 213V219H138V222L140 223L139 225H137V227L131 222V219L128 217V215L126 214V212L121 208L120 209V206H117V203L114 201L113 199V203L114 205L113 206H110L109 204V201L106 199V202L103 200V193L100 192L99 190V186H96L97 189L95 190V194L96 195H89L87 193V191L85 190L84 191V185H87L89 183H87V181L84 179L83 176L81 175H75L74 176ZM103 177V176H102ZM110 177V176H109ZM128 177V175H127ZM137 177V176H136ZM143 177V175H142ZM225 178L229 179L231 176H229L228 172H226V176L224 175ZM258 177V176H257ZM260 177H262V175H260ZM37 179V177H35ZM44 178V177H43ZM61 178V177H60ZM106 178V177H105ZM126 178V177H125ZM141 178V177H140ZM33 179V178H32ZM224 179V178H223ZM35 179L31 180L30 182L34 181ZM39 180V179H37ZM114 180V179H113ZM41 181V180H40ZM105 181V180H104ZM214 181V184L215 186L218 185L219 187V182L218 180L215 181V179H213ZM18 182V181H17ZM16 182V184H17ZM21 182V181H20ZM29 182L28 180L26 181V183ZM36 182V181H35ZM42 182V181H41ZM49 182V181H48ZM110 182V181H108ZM3 183V182H2ZM25 183V182H24ZM44 183H45V180H44ZM58 183V181H57ZM61 183V181H60ZM59 183V184H60ZM106 184V182H103ZM138 183V182H137ZM261 182H258V187L263 189L261 187ZM19 184V183H18ZM17 184V185H18ZM33 184V183H32ZM30 184V185H32ZM39 184V183H38ZM47 184V183H46ZM50 184L52 185V183L50 182ZM49 184V185H50ZM54 184H56L54 182ZM257 184V183H256ZM1 185V184H0ZM28 186V183L26 184ZM29 185V186H30ZM40 185V184H39ZM38 185V187L40 188V186ZM107 185V184H106ZM105 185V186H106ZM137 185V184H136ZM143 186H145V184H143ZM210 186V185H209ZM58 187V185H57ZM74 189H75V186L73 185L72 186ZM88 187H91V184H89ZM102 187V186H101ZM141 187V186H140ZM257 187V186H255ZM12 188V187H11ZM15 187H13L14 189ZM35 188V187H33ZM37 188V187H36ZM48 186H42V190H47ZM92 188H93V185H92ZM217 188V187H216ZM41 189V188H40ZM39 189V191H40ZM86 189V187H85ZM143 189V192L145 191V194H146V187L142 188ZM218 189V188H217ZM230 189V188H229ZM17 190V189H16ZM36 189H34L35 191ZM11 191V190H10ZM148 192L149 189L147 190ZM242 191V190H241ZM258 191V190H257ZM31 192V191H30ZM36 192V191H35ZM33 192V193H35ZM43 192V191H42ZM51 192V191H50ZM103 192V191H102ZM218 194H219V191L217 190L216 191ZM240 192V191H239ZM12 193V192H11ZM39 194H41V192H38ZM54 193V192H53ZM65 193V192H64ZM247 193V192H246ZM32 194V193H31ZM43 194V193H42ZM46 194V193H45ZM245 194V192H244ZM260 194V193H259ZM8 195H9V192H8ZM14 195V194H13ZM17 195V194H16ZM23 196V195H22ZM34 196V195H33ZM47 196V195H46ZM31 197V196H30ZM50 197V196H49ZM66 197V196H65ZM70 197V196H69ZM147 197V195H146ZM2 198V197H1ZM14 198V197H13ZM19 198V197H18ZM219 198V197H218ZM262 198H264V193L262 194ZM7 199V198H6ZM46 199V198H45ZM49 199V198H47ZM98 199H99V203L102 204L101 206L98 205ZM246 199V197H245ZM243 200L245 203H249L250 206H253V210H250V209H247L245 208V211L243 213H239L235 207L233 206H229V213L232 214L231 216L233 218H239L240 221H242V223L245 225V228L247 229L246 233H247V236L249 237L248 238V241L247 242V245H249L251 247V249H253L255 251V254H257V258H259V260H261V264H264V239L261 238V235L264 236V228H263V223H264V214L260 212V206L258 205L257 202L253 203V202H250L249 200ZM20 200V199H18ZM70 200V199H69ZM235 200V199H234ZM242 201V200H241ZM264 202V199L262 200ZM14 202V201H13ZM54 202V201H53ZM87 202L89 203L90 205V209L92 210H95V212H98V214H100L101 216L105 217L106 220L103 221V220H93L92 217H93V213L91 214V211L90 209H85L81 206H85L87 204ZM231 202V201H230ZM34 203V202H33ZM59 203V202H58ZM109 204V205H107ZM212 206H215L217 205L218 203H216V201H212ZM210 204V205H211ZM17 205V204H16ZM61 205V207H62ZM70 205V206H69ZM224 205V204H223ZM54 206V204H53ZM52 207V206H51ZM67 209H66V208ZM166 207V206H165ZM211 207V206H210ZM227 207V206H226ZM12 208V207H11ZM135 210L139 211L137 208H135ZM217 210V209H216ZM37 211V212H38ZM214 211V210H213ZM218 211V210H217ZM242 211V210H241ZM38 212V213H39ZM228 212V211H227ZM133 213V211H132ZM216 213V212H215ZM76 214V215H75ZM153 214V213H152ZM220 214V213H219ZM247 214V215H246ZM142 215V217H141ZM155 215V214H154ZM153 215V216H154ZM66 216V217H64ZM207 216V214H206ZM222 216V215H221ZM45 217V220H43V218ZM155 217V216H154ZM203 217V215H202ZM25 218H27L25 216ZM109 218V220H108ZM204 218V217H203ZM224 220L225 218L222 217ZM65 219V220H63ZM208 219V218H207ZM108 221H113V222H116L119 227L117 228L116 226L115 227H112L111 229H109L110 227L109 224H108ZM156 220V219H155ZM59 221V222H58ZM154 221V220H153ZM157 221V220H156ZM202 221V220H200ZM209 221V220H208ZM28 222H31V221H28ZM35 222V221H34ZM32 222V223H34ZM134 222H135V219H134ZM158 222V221H157ZM226 220H225V223H222L226 226V228H228V223L226 224ZM26 223V222H25ZM55 223V224H54ZM94 223H97L98 225H93ZM153 223V222H152ZM155 223V222H154ZM205 223V222H204ZM216 223H218L216 221ZM28 224V223H26ZM25 224V225H26ZM151 224V223H150ZM158 224V223H157ZM31 225V224H29ZM59 225H62V224H59ZM147 225V227L145 226ZM159 225V224H158ZM196 225H199L198 223H196ZM24 226V225H23ZM57 226V225H55ZM155 226V225H154ZM160 226V225H159ZM212 226V225H211ZM215 226V225H214ZM213 226V227H214ZM156 227V226H155ZM218 227V226H217ZM7 228V229H6ZM37 228V227H36ZM159 228V227H156V229ZM220 228H223V227H220ZM212 230V229H211ZM225 230V229H224ZM232 230V229H231ZM33 231V230H32ZM109 231L110 235L108 237L107 240H105V234ZM113 231H115L116 233H114ZM164 234H163V231H159V233L161 235H163V240L166 241V245H165V248L168 250V254L172 253L171 255L175 256V260L179 262V258H183L184 257V260H187L186 261V264H200V261L199 259L193 254V252L191 251V249L188 247V244L186 243H181L180 239L178 238H175V236L173 237L172 240L169 241V237H172V233H170V230H165L164 229ZM172 231V230H171ZM227 231V229H226ZM254 231L256 233H254ZM35 232V231H33ZM229 232V231H228ZM15 234L16 233V230L14 232ZM224 231L223 229L220 230H217V237L216 239L218 241L221 242V238L220 235L223 234ZM230 233H233L232 231H230ZM34 235H36L35 233H33ZM229 234V233H228ZM165 235L167 238H165ZM175 235V233H174ZM227 236V235H226ZM235 236V235H234ZM22 236H20L21 238ZM222 237V236H221ZM225 237V236H224ZM229 238H233V236L231 234H229L228 236ZM237 237V236H236ZM239 238V237H238ZM220 239V240H219ZM227 239V238H226ZM234 239V238H233ZM233 239L231 240L233 242ZM42 240V239H41ZM229 240V239H228ZM227 240V241H228ZM243 241V238L240 239ZM56 241V240H55ZM59 241V240H58ZM79 242V244H81V246L83 247L82 249H78L77 247L73 246L72 242ZM226 241V242H227ZM245 241V240H244ZM236 242H240V241H236L235 240V244L234 245H238L236 244ZM245 242V243H246ZM244 243V244H245ZM44 244V243H43ZM51 244V243H50ZM229 244H231V242L229 241ZM240 246H243L241 245V243L239 244ZM230 246H233V245H230ZM164 247V245H163ZM233 247H238V246H233ZM200 248V247H199ZM239 248V247H238ZM34 250V249H33ZM32 250V251H33ZM153 252H155V254H158V258L156 259L154 256H153ZM118 253L121 254V257H120V254L118 255ZM30 254V253H29ZM34 258L33 259H37L39 258V256L35 253H32ZM178 254V255H177ZM208 254V253H207ZM32 256V255H31ZM208 256V255H207ZM239 257V254L237 253V255ZM256 256V255H255ZM51 257V256H50ZM87 258L88 260H82L80 258ZM123 257V259L125 260V263H122L121 262V258ZM69 259V261L66 260ZM168 258V257H167ZM248 258V257H247ZM251 258V257H250ZM32 259V258H30ZM48 259V258H47ZM56 260V259H55ZM248 260V259H247ZM43 261V260H42ZM175 261V262H176ZM144 262V261H143ZM212 262V260H211ZM177 263V264H178ZM31 264V263H30ZM34 264H42L38 261H36ZM45 264H56V262L52 261L51 260H47L45 262ZM164 264V263H163ZM253 264H259V261L256 262V260L253 262Z\"/></svg>","mask_w":264,"mask_h":264}]
</instances>
